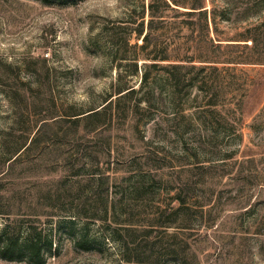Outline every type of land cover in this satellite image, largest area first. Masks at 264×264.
<instances>
[{"label": "rangeland", "instance_id": "rangeland-1", "mask_svg": "<svg viewBox=\"0 0 264 264\" xmlns=\"http://www.w3.org/2000/svg\"><path fill=\"white\" fill-rule=\"evenodd\" d=\"M151 2L0 0V166L38 131L45 117L52 123L63 117L53 124L58 131L47 148L49 160L43 163L58 170L24 177L21 167L29 160L24 156L7 177L13 175L20 183L15 198L25 202V191H32L29 186L34 181L57 178L77 168L82 173L78 177L89 174L91 182L80 191L74 185L77 176L67 178L70 196L63 209L42 216L54 240L45 264H111L113 256L119 257L118 264H185L181 251L187 247L188 252L189 243L201 264H264V87L247 97V106L254 107L235 128L218 114L211 115V89L201 91L188 83L174 92L167 72L152 65L156 61L143 59L136 67L134 59H114L116 48L108 26L137 18L143 8L148 22ZM206 3L218 15L219 32L212 35L225 42L245 38L246 28L264 19V0ZM183 18L188 16L171 17V23L155 30L154 43L159 42L160 48L168 45L172 53L194 52L197 40ZM128 49L132 54L139 50ZM236 68L233 71L240 80L264 77L261 64ZM198 76L211 79L215 73ZM122 85L138 91L121 100L114 95L113 106L104 107L106 98ZM77 86L88 95L83 104L68 100ZM93 108L101 113L88 118ZM200 117L205 123L199 122ZM85 126L96 128L87 131ZM100 155L105 162H100ZM42 157L39 151L31 154L37 162ZM161 165L163 169L156 173ZM102 169L112 176L109 185L116 212L107 215L100 207L97 217L83 212L74 216L78 202L84 205L86 195L96 193L97 177L92 175ZM203 173L209 176L205 184ZM188 174L194 177L187 186V202L167 218L169 223L158 225L155 218L160 211L170 203L179 205L173 196L181 190L179 178ZM6 216L0 213V227ZM122 236L129 247L120 240ZM113 242L119 244L115 250ZM0 264L32 263L0 255Z\"/></svg>", "mask_w": 264, "mask_h": 264}, {"label": "trees", "instance_id": "trees-1", "mask_svg": "<svg viewBox=\"0 0 264 264\" xmlns=\"http://www.w3.org/2000/svg\"><path fill=\"white\" fill-rule=\"evenodd\" d=\"M149 8L151 18L148 22L146 20V8H143L137 18L108 26L110 27L111 41L116 48L114 59H134L136 67L143 59L156 61L152 62V65L160 66L167 72L174 92L188 83L196 85L201 91L206 88L211 89V95L208 99L210 107L208 110L211 111V115L218 114L219 118L226 120L225 123L228 125L240 128L239 126L245 121V114L254 107L247 106L249 103L247 101L249 98L247 99V97L251 96L253 90L264 87V77H251L240 80V77L233 70H236V66L239 64L264 65V19L248 26L243 32L245 38L231 39L225 42L212 35L213 31L219 32L218 15L215 8L209 9L206 0H152ZM172 12L173 14H171ZM184 15L188 16V18H183L182 22L187 21L193 31V37L197 40L194 52L187 50L184 54L172 53L168 45L160 48L159 42L156 41L154 43L155 30L165 27L166 23H171L169 18H181ZM221 15V18L225 20L226 13L224 10L221 11ZM133 38H137V41L132 42ZM140 39H142V43L139 42ZM152 44L153 47L149 49ZM128 47L138 48L139 50L132 54L129 53ZM239 48L247 50H240ZM159 61H166V63L160 65ZM205 71L214 72L215 76L211 79L203 76L200 79L199 73ZM148 76L149 72L146 70L144 74L146 80ZM229 87L231 88L229 90L231 97L228 104L226 94L228 92L226 91ZM137 91V88L133 86H119L116 93H112L106 98V102H108L104 107L113 106L112 97L114 95H117L118 100H121L126 97H134ZM146 100L149 101L150 98L148 97ZM137 104L139 105V103ZM137 107L133 108V112L138 111ZM100 113L101 109L93 108L86 115L91 118ZM178 114L186 116L183 112H178ZM47 119L45 117L38 131L31 138L28 137L18 149L13 151V155L4 161L5 166H0V175L2 174L0 176V213H5L7 214L6 217H8L5 224L0 227V255L8 259L27 258L32 264H45L46 253L48 250L53 249L54 240L50 233L46 231L42 216L50 215L54 213L53 211L63 209L64 203L68 201L67 199L70 196V190L66 184L67 178H70L71 175L77 176L74 180V185L76 188L78 187L79 191L84 190L91 182L89 174L86 177H78L82 173L81 169L77 168L72 170L71 173L62 174L57 178L44 177L39 181H34V184L29 186L32 190L31 192L27 193L25 191L28 187L24 190L26 193L25 202L16 200L18 198L16 196L21 189V186H17V184L20 185V183L13 180V175L9 178L7 177L17 170L19 162L23 160L24 156L29 158L21 167L22 176L24 175V177L32 175L36 171L42 172L45 176L51 175L52 172L54 173L58 170L57 166L50 168L48 165L43 164L49 160L47 148L53 133L58 131V129L53 127V124L60 120L56 118L54 123H52ZM74 121H78L77 117ZM199 122L203 124L205 120L200 117ZM110 124H113V122L111 121ZM78 126H76L75 131H77ZM134 127L136 129L137 125ZM85 128L90 131L96 126H85ZM69 131L65 133L67 134ZM73 132L71 134H74ZM109 141H111V135ZM36 151L43 154V157L40 158L42 161L37 162V159L31 158L32 152ZM45 155L47 156L44 157ZM58 157H61V155ZM71 157V155L68 156L70 160ZM99 160L100 162H105V156L100 155ZM7 163L8 165L6 166ZM147 163L150 162L147 161ZM73 166L75 165L71 167ZM82 166H86V164ZM209 167L213 168L212 166L207 168ZM161 169H163V165L156 166V173H160ZM108 171L102 169L96 176L92 175V177H97L96 193L93 194V191L90 192V195H86L84 205L78 202V210H73L75 212L74 216L83 212L86 217H97L100 207L102 212L107 215L111 211L114 215L116 212L115 209L113 210L115 201L111 198L109 185L112 176ZM188 175L179 178L181 179L180 181L177 180V185L181 190L173 196V200L178 201L179 205L170 203V205L160 211L155 218L158 225H166L167 218L181 210L187 202V186L193 182L194 177L193 174L191 176ZM202 177V182L204 184L205 182L207 183L209 176H205V173H203ZM72 220L74 219L72 218ZM120 240L129 247L125 236L120 238ZM188 247L190 248L188 252L187 247L182 249L181 255L183 259L181 261L185 264H201L197 252L192 249L191 243H189ZM135 249L136 253L140 255L139 246H136ZM177 253L180 254L178 250ZM189 256L192 257V260H189ZM140 259L145 261L144 258Z\"/></svg>", "mask_w": 264, "mask_h": 264}, {"label": "clouds", "instance_id": "clouds-1", "mask_svg": "<svg viewBox=\"0 0 264 264\" xmlns=\"http://www.w3.org/2000/svg\"><path fill=\"white\" fill-rule=\"evenodd\" d=\"M70 103L83 104L88 101V95L83 87L77 86L68 96ZM119 247L118 242H113L112 248L115 250ZM119 257L113 256L111 258V264H118Z\"/></svg>", "mask_w": 264, "mask_h": 264}]
</instances>
